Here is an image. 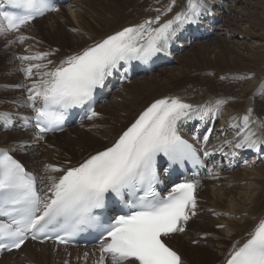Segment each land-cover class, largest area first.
I'll list each match as a JSON object with an SVG mask.
<instances>
[{
  "label": "snow or ice",
  "instance_id": "obj_1",
  "mask_svg": "<svg viewBox=\"0 0 264 264\" xmlns=\"http://www.w3.org/2000/svg\"><path fill=\"white\" fill-rule=\"evenodd\" d=\"M175 3L171 0L165 11L171 12ZM6 6L23 12L18 15L5 10ZM203 9V0H187L186 10L174 19L160 24L157 15L154 20L125 27L67 56L50 71H41L47 69L46 64L31 63L43 61L48 52L19 57L30 62L22 69L26 77L31 78L34 69L40 76L27 89L28 101L42 102L41 107L33 106L37 136L43 139L40 133L56 130L68 109L91 101L121 62L147 61L165 48L175 33L173 25L195 23ZM48 10L52 9L46 0H0V34L18 32ZM25 39L19 37L21 42ZM193 110L192 104L178 97L156 100L110 147L75 166L46 165V170L59 174L49 175L46 184L8 151L0 150V218H6L0 219V252L19 250L29 238L67 245L78 233L93 228L101 237L95 264H182L181 256L163 238L185 231L184 224L195 215L197 186L178 183L167 196H161L155 187L159 183L157 157L163 154L181 166L185 160L199 162L196 150L177 131V122L191 118ZM248 112L243 117L246 131L235 147L259 150L264 138L249 128L252 109ZM99 115L91 110L88 119ZM117 205L128 211L104 215L115 212ZM88 255L84 253L85 261ZM226 264H264V218L246 242L233 247Z\"/></svg>",
  "mask_w": 264,
  "mask_h": 264
},
{
  "label": "bare ground",
  "instance_id": "obj_2",
  "mask_svg": "<svg viewBox=\"0 0 264 264\" xmlns=\"http://www.w3.org/2000/svg\"><path fill=\"white\" fill-rule=\"evenodd\" d=\"M99 1L108 2L105 4L104 10L106 9L107 15L109 13V17L101 14H98L99 16L91 15L93 12L90 13V10L94 9V3ZM226 1H230L231 4L227 6L228 4L224 3L223 8L219 0H203L204 9L196 21L198 23L197 31L201 32L205 29L208 19L219 18L225 13L222 16L223 23L216 26L219 28V31L216 32L219 45H214L219 49L217 53H214V50L207 52L206 49L195 48L192 50V54L180 59V67L176 71L168 73L161 69L160 73L164 79H157V76L151 75L150 78L141 77L139 79L138 77L136 80H130L129 84H124L122 89L120 88L116 94H113L115 96L111 100L101 106L100 115L91 121V123L97 124L98 128L95 126L89 130L90 132L79 130V132H74L75 134L72 133L73 138L68 136L59 138L61 140L58 142H49L53 148H50V145H42L43 152L39 158L37 157V145L33 144L35 140L32 139L33 137L31 138L30 132L19 133L13 130L2 131L0 129V146L13 147L17 151L30 153L28 163L27 161L26 163L35 167L40 166V159L51 162H54L53 159L60 158L65 160L71 157L79 159L83 154L94 153L98 150H94L95 148L109 144L143 107L167 96L178 97L195 105L209 104L222 107L223 111L230 115L229 124L225 127H228L231 142L234 144L240 142L244 131H246L241 114L248 115V110L252 109V122L249 123V128L264 138V127L260 126L261 122H264V91H261L264 87V18L257 15L259 13L264 14V2L259 0H225L224 2ZM170 2L171 0H75L66 2L59 8V11L64 9L66 12L60 20H53L48 24L43 23L39 28L27 29L28 26H26L21 31L12 33V35H19L14 38L13 54H21L19 57H22L35 55L38 52H48L49 49L44 48L39 33L44 34L45 42L50 41L56 44L59 43L57 42L59 40L55 39L56 37L68 36L63 31L66 30L69 39L75 42L74 48L64 54L58 52L57 58L51 63L53 66L64 55H71L73 52L77 54L85 47L98 43L125 27L135 26L145 20H154L157 15H160L159 23L162 24L165 20L174 19L177 13L186 10L187 0H176L172 11L166 12L165 9ZM99 4L102 3L99 2ZM235 5H238L240 9H237ZM222 10H224L223 14H221ZM226 11L228 12L226 13ZM49 15L35 20L34 23L44 20ZM259 19L262 25L257 28L255 23H259ZM71 25L77 26L76 32L71 31L70 33ZM153 25L159 26L158 24ZM247 25H250L252 29H246L245 26ZM190 26L191 31H193V23ZM253 29L256 31H252ZM213 32L212 30L211 34ZM234 32L240 34V39L243 35L253 37L254 39L250 44L254 45L255 49L251 50L242 41V49L247 53L245 56L239 52V49L232 48V43L230 47L228 45L231 42L229 38ZM183 33L185 31H179V34ZM21 35L27 37L23 42L19 40ZM221 35L224 36L223 39L220 38ZM201 37L207 38L208 35H201L194 37V39ZM187 38L189 40L188 35L185 36V40H181V46L176 50V57L179 54V49L188 44ZM16 39L20 41L21 45L17 44ZM213 41L216 43V40ZM12 42L13 40H11ZM205 43L207 42L201 45L203 46ZM26 48L27 51L24 50ZM207 53L208 55L205 57ZM211 54L213 57L210 58ZM28 64V62L21 63L22 69ZM42 64L47 65L46 59ZM41 71H46V69ZM17 72L15 62V70L11 74L0 76V81L11 86L20 85L23 81H32V77L20 76ZM36 73L37 71L34 69L33 74ZM37 75L39 74L37 73ZM1 96H8L6 98L9 99V103L0 107L1 111H8L12 114L13 111L21 112L23 110L21 106L24 103V96L21 90L20 92L7 90L0 93V99H2ZM203 116L206 125L210 119L206 112ZM220 123L221 120L215 123L214 131L217 128H224L220 126ZM179 126L185 129L187 125L183 123ZM93 134H97L100 140L93 137ZM224 135L229 136L228 134ZM210 144L214 146L211 149L214 152L218 148V144ZM261 147L262 145L260 149ZM219 150L222 154L228 151L224 145L223 148L219 146ZM220 175L217 181L207 179L205 185L208 190L200 193L201 200L204 199V201H200L203 211L199 214V230L193 236L199 242L205 240L206 244L208 242L213 243L214 248L189 246L188 240L181 242L177 239V235L172 236V239L177 240L171 244L180 251L185 264H215L227 250H232L234 246L237 247L240 242L248 239L250 231L254 229L260 219L264 218V162L251 169L223 170ZM221 211H226L234 217L226 218L219 213ZM210 213H216V218L211 217ZM216 225L222 226L220 230L223 231L215 229ZM204 232L210 235H206L205 239L200 240L199 234ZM213 238L216 242H212ZM69 258L70 264H95L90 260L85 261L79 250H68L63 255L59 250L55 253V250L48 246L33 247L29 251L28 257L23 260H17L22 259L20 257L15 258L13 255H6L0 264H65V260ZM87 259L92 258L87 257ZM222 260L223 258H221Z\"/></svg>",
  "mask_w": 264,
  "mask_h": 264
},
{
  "label": "rangeland",
  "instance_id": "obj_3",
  "mask_svg": "<svg viewBox=\"0 0 264 264\" xmlns=\"http://www.w3.org/2000/svg\"><path fill=\"white\" fill-rule=\"evenodd\" d=\"M72 1H75V0H72ZM71 1V2H72ZM219 1H221L220 2V4L223 6V8H224V6H225V4H228L227 6H230V4H231V2L230 1H226V2H224L225 0H219ZM260 2H264V0H259ZM99 2L100 3H102V4H99ZM99 2H95L94 4L96 5V7H95V5H94V9H91L90 10V13H91V11L93 12V13H91V15H94V16H99L100 14L101 15H104L105 17L106 16H108L109 17V13H108V15L106 14L107 13V11H106V9L104 10V7H105V4H107L108 2L106 1V3H105V1H99ZM225 3V4H224ZM100 5H102V6H100ZM104 5V6H103ZM93 6V5H92ZM99 7V8H98ZM103 7V8H102ZM235 7L237 8V9H240V8H238V5H235ZM240 7V6H239ZM99 10V12H97ZM104 11H105V14H104ZM222 13L221 14H223L224 13V10H222L221 11ZM228 11H226V13H227ZM63 13V14H62ZM95 13V14H94ZM57 14V13H56ZM64 14H66V12L65 11H63V12H61V13H59V15H54V16H52L51 18H48V19H46V20H44L43 22H39V23H37V27L36 26H34V27H36V28H39L38 26H41V24H48L49 22H51L53 19H59L60 18V15H64ZM99 14V15H98ZM223 15H225V13L223 14ZM222 15V16H223ZM259 17H263L264 18V14L263 15H261V13H259V14H257ZM103 16V17H104ZM222 16H220L218 19H220L219 20V22L218 23H216L215 25H214V27H213V33L212 34H210V35H208V37L207 38H196V39H194V37H189V40H188V38H187V40H188V44H186V45H184V46H182V48L181 49H179L180 51H179V54L177 55V57H176V55H175V59H173V62L172 63H170L167 67H164V68H161V69H163V71H165V72H168V73H171V72H173V71H176V69L177 68H179L180 67V62H181V58H185V56H188V55H190V54H192L193 53V49H195V48H199V49H201V50H204V49H206V51L207 52H209V51H211V50H214V53H217L218 51H219V49L217 48V47H215L216 45L218 46L219 45V43H218V39H217V35H216V32L217 31H219V28L218 27H216L217 25H221L222 23H223V21H222V19H223V17ZM61 18H62V16H61ZM224 20V19H223ZM36 23V22H35ZM255 24H257V28H260L261 27V25H262V22H261V20L259 19V23H255ZM32 28H33V26H32ZM76 28H77V26H75V25H71V27H70V33H71V31L72 32H76ZM215 28V29H214ZM245 28L246 29H252L251 28V26L250 25H247V26H245ZM78 30V29H77ZM64 31V33L65 34H67L68 36H58V37H56L55 39H57V40H59V41H57V42H59V43H56V44H53L52 42H50V41H48V42H45V39H43V41H44V43L45 44H49V45H51V46H55V48L58 50V51H61V52H68L69 50H71L72 48H74V45H75V42L74 41H72V40H70L69 39V34L67 33V31L66 30H63ZM252 31H256V30H252ZM197 32H199V31H197ZM43 35V33L41 32V37H43L42 36ZM240 34L238 33V32H234L233 33V35H231V38H229L230 39V43H228V45L231 47V45H232V48H234V49H239V52H241L243 55H247V53L245 52V51H243V49H242V41H244L245 43H246V45H248V47H250V49L252 50V49H255L254 48V45H252V44H250L251 42H252V39H254L253 37H251V36H247V35H243V36H241L242 38L240 39ZM16 36H19V35H10V37L7 35V36H5L4 34H0V76L1 77H3V76H5V75H8V74H11L12 73V71H14L15 70V62H14V57H13V49H12V45H13V43H14V38L16 37ZM223 35H221L220 36V38H222L223 39ZM13 40V42L11 43V40ZM52 40V39H51ZM183 40H185V39H183ZM213 40H216V43H215V41H213ZM235 40H236V42H235ZM52 41H54V40H52ZM209 41V42H208ZM55 42V41H54ZM204 42H207V43H205V44H203V46L201 45L202 43H204ZM214 42V43H213ZM234 42V43H233ZM239 42V43H238ZM232 43V44H231ZM238 43V44H237ZM42 44H43V42H42ZM207 44H209V45H207ZM231 44V45H230ZM233 44H235V45H233ZM215 45V46H214ZM43 46H44V44H43ZM44 48H47V49H49L48 47H46V46H44ZM48 52H49V50H47ZM207 55H208V53L207 54H205V57H207ZM184 56V57H183ZM231 56V55H230ZM179 57V58H178ZM210 58L211 57H213V54H211V56H209ZM208 57V58H209ZM14 69V70H13ZM161 69H159L158 71H156V72H153L152 74H148V75H146V77L145 78H147V77H149L150 78V76L152 75V76H157V79H164L163 78V76H161ZM168 70V71H167ZM18 73V72H17ZM19 75V74H18ZM19 78H20V76H19ZM141 78V77H140ZM139 78V79H140ZM138 79V78H137ZM130 82V81H129ZM6 84L5 83H3L2 81H0V93L1 92H4V91H7V90H12V89H7L6 88ZM14 89L12 90V91H15V90H17V91H19L20 92V90L18 89V85H15V86H12ZM6 97H8V96H1V98L2 99H0V107L1 106H3V105H5V104H7V103H9V99L8 98H6ZM118 99V98H117ZM3 110H7V109H3ZM243 117L245 116V114L244 113H242L241 114ZM91 123V122H90ZM215 125V124H214ZM95 126H97V128H98V125L97 124H95ZM71 128V127H70ZM80 129H82V128H80ZM76 130H78V129H76ZM89 130H91V129H89ZM89 130H84V132H90ZM1 131V130H0ZM218 131H220V133H223V134H228L229 135V137H230V131L228 130V127H224L223 129H221V128H217L215 131H214V133L217 135L218 133ZM78 135V134H77ZM70 138H73L74 137V135L73 134H69L68 135ZM67 136V134L65 135V137H68ZM93 137H95V138H97V139H99L100 140V137L97 135V134H93ZM62 138H64V137H62ZM61 138V139H62ZM74 140V139H73ZM70 141H72V140H70ZM219 146V145H218ZM221 148H223V145L221 146ZM19 152V151H18ZM70 152V151H69ZM29 154L30 153H23V155L21 154L20 155V157L21 158H23L25 161H27V163H28V157H29ZM73 155V154H72ZM64 156V155H63ZM74 156V155H73ZM264 162V161H263ZM31 166V165H30ZM257 166H259V164H257L256 165V167ZM222 234V233H221ZM212 242H216L215 240H214V238L212 239ZM196 247H200V248H202V247H212V248H214V244L213 243H211V242H208L205 246H196ZM209 250H211V248H209ZM55 253H57V250H55ZM68 260H70V258L68 259Z\"/></svg>",
  "mask_w": 264,
  "mask_h": 264
}]
</instances>
